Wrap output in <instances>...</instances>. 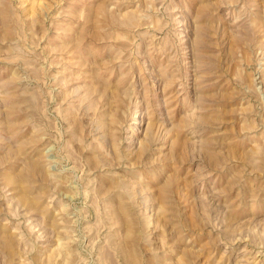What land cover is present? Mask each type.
<instances>
[{
    "label": "rangeland",
    "instance_id": "rangeland-1",
    "mask_svg": "<svg viewBox=\"0 0 264 264\" xmlns=\"http://www.w3.org/2000/svg\"><path fill=\"white\" fill-rule=\"evenodd\" d=\"M0 264H264V0H0Z\"/></svg>",
    "mask_w": 264,
    "mask_h": 264
}]
</instances>
